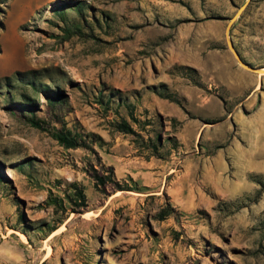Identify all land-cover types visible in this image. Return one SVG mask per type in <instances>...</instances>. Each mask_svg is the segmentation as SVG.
I'll list each match as a JSON object with an SVG mask.
<instances>
[{
    "label": "rangeland",
    "instance_id": "rangeland-1",
    "mask_svg": "<svg viewBox=\"0 0 264 264\" xmlns=\"http://www.w3.org/2000/svg\"><path fill=\"white\" fill-rule=\"evenodd\" d=\"M247 3L0 0V264H264Z\"/></svg>",
    "mask_w": 264,
    "mask_h": 264
},
{
    "label": "water",
    "instance_id": "water-1",
    "mask_svg": "<svg viewBox=\"0 0 264 264\" xmlns=\"http://www.w3.org/2000/svg\"><path fill=\"white\" fill-rule=\"evenodd\" d=\"M247 6H248V3L245 4L243 7H241L239 9V11L237 12V14L232 19H230V22L228 23L227 30H226V37H227L228 47H229L230 51L232 52V54L234 55L236 61L242 67H244L245 69H248L250 71L257 72V73H264V68L253 67L252 65H250L249 63L244 61V59L241 57V55L236 50L235 45H234V43H233V41L231 40V37H230V32H231L232 26L234 25L236 20L244 13V11L246 10Z\"/></svg>",
    "mask_w": 264,
    "mask_h": 264
},
{
    "label": "trees",
    "instance_id": "trees-1",
    "mask_svg": "<svg viewBox=\"0 0 264 264\" xmlns=\"http://www.w3.org/2000/svg\"><path fill=\"white\" fill-rule=\"evenodd\" d=\"M160 95L166 99L173 101V102L179 103V99H178L177 95L169 93V91H164V92L160 93ZM34 124L37 125V123H34ZM118 130L120 132H123L126 134H133L135 136H138L137 132L127 122H122V123L118 124ZM69 138L70 139H67L65 137V139L63 141L69 142V140H70L72 146H78L77 138L71 137V136H69ZM101 184L104 185L105 183L102 181Z\"/></svg>",
    "mask_w": 264,
    "mask_h": 264
}]
</instances>
